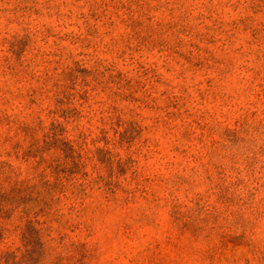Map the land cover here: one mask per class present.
<instances>
[{
	"label": "rangeland",
	"instance_id": "obj_1",
	"mask_svg": "<svg viewBox=\"0 0 264 264\" xmlns=\"http://www.w3.org/2000/svg\"><path fill=\"white\" fill-rule=\"evenodd\" d=\"M0 264H264V0H0Z\"/></svg>",
	"mask_w": 264,
	"mask_h": 264
}]
</instances>
